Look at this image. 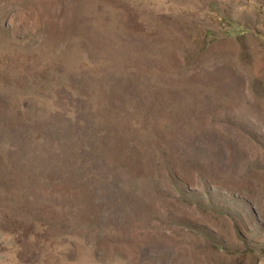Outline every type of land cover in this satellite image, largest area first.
Wrapping results in <instances>:
<instances>
[{"label":"rangeland","instance_id":"obj_1","mask_svg":"<svg viewBox=\"0 0 264 264\" xmlns=\"http://www.w3.org/2000/svg\"><path fill=\"white\" fill-rule=\"evenodd\" d=\"M0 264H264V0H0Z\"/></svg>","mask_w":264,"mask_h":264}]
</instances>
